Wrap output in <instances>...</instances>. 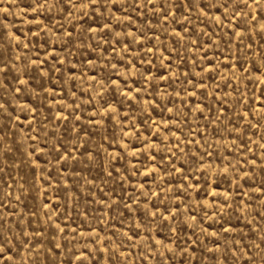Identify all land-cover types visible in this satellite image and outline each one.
<instances>
[{"label":"rangeland","instance_id":"rangeland-1","mask_svg":"<svg viewBox=\"0 0 264 264\" xmlns=\"http://www.w3.org/2000/svg\"><path fill=\"white\" fill-rule=\"evenodd\" d=\"M0 264H264V0H0Z\"/></svg>","mask_w":264,"mask_h":264}]
</instances>
